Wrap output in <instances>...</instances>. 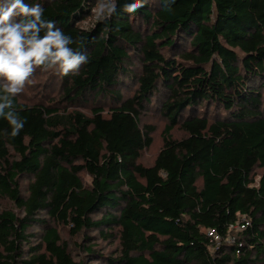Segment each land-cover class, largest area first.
I'll return each mask as SVG.
<instances>
[{
    "label": "trees",
    "instance_id": "1",
    "mask_svg": "<svg viewBox=\"0 0 264 264\" xmlns=\"http://www.w3.org/2000/svg\"><path fill=\"white\" fill-rule=\"evenodd\" d=\"M26 2L88 55L60 79L62 100L90 103V115L15 97L25 121L15 137L0 117V197L16 209H0V264L103 260L84 235L101 227L117 228L110 264H264V0H147L135 13L118 0L101 20L99 0ZM153 98L167 124L143 165L154 128L139 118ZM175 127L185 136L173 138ZM242 215L235 243L207 236ZM57 225L81 235L73 249Z\"/></svg>",
    "mask_w": 264,
    "mask_h": 264
},
{
    "label": "clouds",
    "instance_id": "2",
    "mask_svg": "<svg viewBox=\"0 0 264 264\" xmlns=\"http://www.w3.org/2000/svg\"><path fill=\"white\" fill-rule=\"evenodd\" d=\"M117 3L118 0H99L93 13L95 18L111 17L117 11ZM146 3L147 0H129L125 11L135 13ZM43 15L40 3L0 0V117L10 125L12 137L25 124L13 109V100L37 68L67 76L89 62L87 54L72 47L73 38L53 20L43 19Z\"/></svg>",
    "mask_w": 264,
    "mask_h": 264
},
{
    "label": "rangeland",
    "instance_id": "3",
    "mask_svg": "<svg viewBox=\"0 0 264 264\" xmlns=\"http://www.w3.org/2000/svg\"><path fill=\"white\" fill-rule=\"evenodd\" d=\"M99 3V2H98ZM95 4L94 9L97 4ZM94 11V10H93ZM90 17V16H89ZM92 18V16H91ZM88 19V18H87ZM86 19V20H87ZM133 66L135 69H139V63L134 60ZM133 88L130 89H122L121 92L123 95L129 96L132 94ZM262 101L264 105V88L261 90ZM63 93L61 91V79L59 75L53 74L48 71H42L40 68H37L34 74L30 77V80L26 83L24 90L22 93L18 94L16 97L21 103L26 105L33 104H54V106L58 107L61 111L67 110H79L83 113L90 115V103L89 104H78L75 102L74 104L68 103L66 100H62ZM153 104L145 110L140 118V126L144 127L146 125L152 126L154 128L153 132L150 134L152 137V142L149 147L143 149L140 152L139 162L143 165H150L153 163L157 153L161 149L163 145L162 132L167 124V120L161 115L159 112L158 106H156L155 99H152ZM111 101L109 99H104L103 104L109 105ZM57 104V105H55ZM173 138L180 139L185 136V133L179 129V127H175L172 130ZM16 154L10 150V160L16 159ZM263 171V169L254 170L252 177L254 179V183L256 184L259 179V174ZM82 176L85 180L89 182V177L83 173ZM31 177L23 176L19 178L20 186L23 194H26L27 185ZM7 208L16 210L14 205L7 200L6 198L0 197V209ZM101 217V213H96L92 216L93 219H99ZM57 228L60 231L61 237L64 240H67L69 248H74V243L81 240V235L79 236H71L69 234V230L67 227H63L57 225ZM37 231V228H34ZM106 233V234H102ZM108 233L112 235L109 236ZM235 234V232L233 233ZM90 239V243L96 248L100 249V251L104 254L105 258L103 260H95L92 261L91 264H110L106 259H113L117 257V249H118V236H117V228H108L101 227L99 230H92L88 233H84ZM83 236V235H82Z\"/></svg>",
    "mask_w": 264,
    "mask_h": 264
},
{
    "label": "built area",
    "instance_id": "4",
    "mask_svg": "<svg viewBox=\"0 0 264 264\" xmlns=\"http://www.w3.org/2000/svg\"><path fill=\"white\" fill-rule=\"evenodd\" d=\"M249 225L248 219L242 215L236 221L228 224V234L222 236L213 229H206L207 236L215 245H219L222 242L235 243V238L232 233L243 231ZM236 254H239V245L236 246Z\"/></svg>",
    "mask_w": 264,
    "mask_h": 264
}]
</instances>
